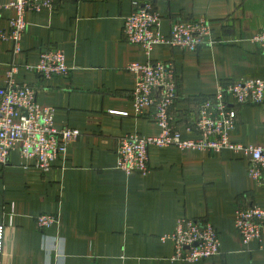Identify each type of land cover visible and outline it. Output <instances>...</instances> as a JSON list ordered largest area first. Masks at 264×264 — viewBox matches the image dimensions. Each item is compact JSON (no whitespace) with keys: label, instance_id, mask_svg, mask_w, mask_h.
<instances>
[{"label":"crops","instance_id":"crops-1","mask_svg":"<svg viewBox=\"0 0 264 264\" xmlns=\"http://www.w3.org/2000/svg\"><path fill=\"white\" fill-rule=\"evenodd\" d=\"M146 1L163 17L165 34L174 22L200 18L212 27V43L197 52L161 44L150 56L175 65L178 97L171 112L183 138L200 137L187 127L194 126L201 98L216 93L220 82L264 80V51L251 41L264 28V0H65L54 11H28L21 52L0 36V87L17 65L15 81L55 109L56 127L81 135L48 171L22 158L19 146L0 163V264H264V238L245 243L235 227L239 207L264 209V184L248 175L242 154L152 146L147 173L117 167L121 138L161 131L153 109L135 113L128 66L149 57L123 30L134 3ZM15 15L1 13L0 34L9 33ZM47 49L64 50L69 75L46 79L36 71ZM233 105V141L264 145V103ZM41 214L58 222L41 229ZM183 218L210 222L221 253L199 262L172 260L174 245L161 237Z\"/></svg>","mask_w":264,"mask_h":264},{"label":"built area","instance_id":"built-area-1","mask_svg":"<svg viewBox=\"0 0 264 264\" xmlns=\"http://www.w3.org/2000/svg\"><path fill=\"white\" fill-rule=\"evenodd\" d=\"M65 0H15L0 5V15L5 10H15L10 20L9 33H1L2 39L15 43V54L21 52V41L26 32L28 11H54ZM81 1V0H79ZM135 10L125 17L126 40L143 48L148 61H133L128 70L135 76L132 101L136 114L153 109V117L161 131L155 136L127 135L120 139L117 149V167L127 174L147 173L150 170L152 146L176 147L180 150H199L219 153L231 150L248 158V175L258 185L264 184V145H245L235 142L232 133L237 126V109L233 105L264 103V80L243 77L220 82L216 93L202 97L194 126L199 138L186 139L174 124L172 107L178 97V78L172 62L153 61L150 56L156 45H169L193 52L211 44L212 27L206 18L174 22L168 34L162 30L163 17L152 2H135ZM251 41L264 51V28ZM36 71L46 79L67 76L71 67L62 49H47L41 53ZM18 66L12 65L7 83L0 87V163H8L11 152L19 146L22 158L48 171L53 161L65 155L69 145L77 141L80 131L55 125V109L38 103L36 90L30 85L15 81ZM127 115L128 113H121ZM41 229H48L58 222L52 214L36 218ZM235 227L245 243L264 238V209L253 205L239 207L235 214ZM5 226L0 225V253L3 251ZM171 241L175 248L174 261L199 262L221 253L219 232L208 221L183 218L174 232L161 237Z\"/></svg>","mask_w":264,"mask_h":264}]
</instances>
